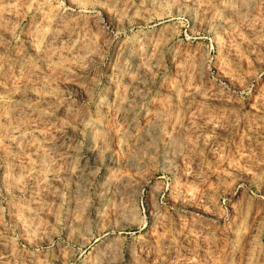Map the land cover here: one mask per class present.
Returning <instances> with one entry per match:
<instances>
[{
  "label": "rangeland",
  "instance_id": "1",
  "mask_svg": "<svg viewBox=\"0 0 264 264\" xmlns=\"http://www.w3.org/2000/svg\"><path fill=\"white\" fill-rule=\"evenodd\" d=\"M0 264H264V0H0Z\"/></svg>",
  "mask_w": 264,
  "mask_h": 264
},
{
  "label": "bare ground",
  "instance_id": "2",
  "mask_svg": "<svg viewBox=\"0 0 264 264\" xmlns=\"http://www.w3.org/2000/svg\"><path fill=\"white\" fill-rule=\"evenodd\" d=\"M170 18V17H169ZM166 18L164 17V18H160V19H157V20H149V21H145V23L143 24V26H149V25H152L151 27H152V29H156V27L158 26H161L162 24H164L165 22H166V20H165ZM170 20H172L171 18H170ZM170 20H168V21H170ZM141 24V25H142Z\"/></svg>",
  "mask_w": 264,
  "mask_h": 264
}]
</instances>
